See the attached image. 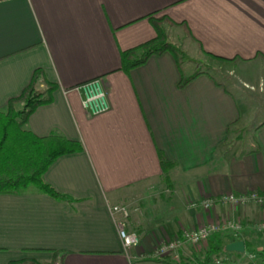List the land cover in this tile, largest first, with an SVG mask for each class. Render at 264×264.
Wrapping results in <instances>:
<instances>
[{"label":"crops","instance_id":"1","mask_svg":"<svg viewBox=\"0 0 264 264\" xmlns=\"http://www.w3.org/2000/svg\"><path fill=\"white\" fill-rule=\"evenodd\" d=\"M153 14L173 21L164 26L168 40L182 42L188 56L212 58L208 52L226 58L215 62L240 64L230 81L243 98L207 71L180 89L182 75L197 68L190 61L180 65L170 52L124 72L121 52L156 36ZM252 62L262 71H251ZM37 69L58 89L27 128L82 143V152L60 157L45 174L76 201L1 194L0 264L49 262L54 251L62 253L61 264H198L215 236L182 247L177 258L154 251L164 238L225 219L241 221L242 239L256 246L216 260L243 263L256 252L264 262V235L250 238L264 205L192 206L207 196L264 192V121L250 146L239 125L252 104L241 86L264 83V0H0V110L22 94ZM98 87L110 109L93 114L84 100ZM151 187L163 191L136 209L124 203L148 195ZM118 205L129 210L125 220L112 211ZM120 219L139 235L138 245H124ZM220 239L222 247L236 241L224 234Z\"/></svg>","mask_w":264,"mask_h":264},{"label":"trees","instance_id":"2","mask_svg":"<svg viewBox=\"0 0 264 264\" xmlns=\"http://www.w3.org/2000/svg\"><path fill=\"white\" fill-rule=\"evenodd\" d=\"M157 14V13H155ZM153 22L156 36L137 47L121 52V69L129 73L132 69L144 65L152 56H160L166 52L172 53L181 65L182 51L178 45L168 40L164 25L172 23L167 16L154 17L149 15ZM186 29L187 25L181 23ZM188 28V27H187ZM208 56L216 60H225V57ZM204 72L196 71L190 76L182 75L179 88H185L192 80ZM58 84L51 82L43 69H37L30 84L19 97L11 99L4 110H0V195L23 194L36 192L48 195L58 201L74 203L76 200L70 195L62 193L49 184L45 174L56 160L72 153L82 152L81 142L68 139L58 133L40 137L27 128L30 116L40 106L48 105L54 100V92ZM161 164L167 167L170 163L160 155ZM216 242L209 246L203 261L198 264H215L216 258L226 253V246L222 247V233H216ZM240 240V238H234ZM245 241L246 250L256 246V242ZM238 255H243L237 253ZM59 251H54L51 261L24 259L12 261L10 264H61Z\"/></svg>","mask_w":264,"mask_h":264},{"label":"built area","instance_id":"3","mask_svg":"<svg viewBox=\"0 0 264 264\" xmlns=\"http://www.w3.org/2000/svg\"><path fill=\"white\" fill-rule=\"evenodd\" d=\"M98 91L89 90V94L84 100V105L93 114H99L110 109L106 100V92L98 87ZM251 203L263 204L264 192L252 191L246 194H225L218 197H205L198 202L192 203L194 207H200L204 210H210L219 205H229L231 207H239L249 205ZM112 211L116 215H120L124 220L129 216V210L126 206H114ZM118 220L119 235L126 247H134L138 245L140 239L136 232H129L127 230L126 222ZM252 230L256 232L264 231V218L258 223L254 224ZM234 233L236 238H239L245 231V226L239 220L225 219L218 222H209L201 225L194 230H183L180 234L169 239H162L156 250L154 256L165 257L173 256L177 258L179 251L184 247L185 242L198 245L209 241L216 233L230 232ZM246 260L243 263H227V264H264L256 252H249L246 254ZM215 264H223V261L217 259Z\"/></svg>","mask_w":264,"mask_h":264},{"label":"rangeland","instance_id":"4","mask_svg":"<svg viewBox=\"0 0 264 264\" xmlns=\"http://www.w3.org/2000/svg\"><path fill=\"white\" fill-rule=\"evenodd\" d=\"M181 44H182V42L179 44H176V45H178L182 51ZM181 53H182V57L184 58L182 60L184 63L187 61H190L191 64H193V65L189 64L190 68L196 67L197 68L196 71H202V72L207 71V72H209L217 80L222 81L227 86L232 88L234 94L238 97V99H241L242 94H240L239 90L234 87L235 83L230 81V79H232L233 77H236L237 73L240 72V69H239L240 64L234 63V65H230V64H225L224 62H215L212 58H208L207 56L205 57V55H200V57L199 56L192 57V56H188L183 51ZM250 67L251 68L253 67L251 69V71H254V72L257 71L258 67H259L258 70L262 71L261 66L256 64V62L255 63L252 62L250 64ZM253 76L254 75H251L249 78L251 80H254L256 76H254V77ZM241 85H242V83H241ZM241 88L245 92L246 99L252 103L248 110L242 111V118L239 122L240 126L245 127L244 137L246 139V146H250L249 140L252 139V135H253V131H254L255 127L264 121V83H262L259 87H256V88L255 87L254 88L249 87L250 89H246L242 86H241ZM245 124H248V125H245ZM162 191L163 190H161V189L151 187L149 189L148 195L141 197V198H134V197L130 198L129 197L126 199V201L124 203H127L130 206V208L136 209L138 207V204H140V202H142V201L144 202L147 199H152V197L156 196V194L159 195ZM251 204H257V203H251ZM257 205H264V203L263 204H257ZM252 226H250V227H252ZM222 234L229 235L230 237L236 238L232 231H230L228 233L222 232ZM263 235H264V231L263 232H256L253 230V235H251L250 238H252L254 241H256L255 240L256 237H262ZM242 237H243V235H240L239 238H241V240H243ZM258 239H259L258 241H260V238H258ZM209 241H207V242H209ZM187 245H189V247L190 246H196L193 243L185 242L184 246H187ZM41 261H43V260H41Z\"/></svg>","mask_w":264,"mask_h":264},{"label":"water","instance_id":"5","mask_svg":"<svg viewBox=\"0 0 264 264\" xmlns=\"http://www.w3.org/2000/svg\"><path fill=\"white\" fill-rule=\"evenodd\" d=\"M226 251L232 253H245L246 245L244 240H236L226 245Z\"/></svg>","mask_w":264,"mask_h":264}]
</instances>
